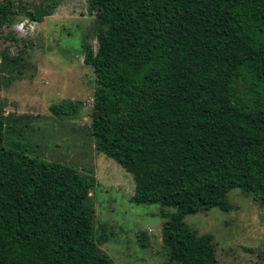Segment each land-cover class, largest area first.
<instances>
[{
	"label": "trees",
	"instance_id": "trees-1",
	"mask_svg": "<svg viewBox=\"0 0 264 264\" xmlns=\"http://www.w3.org/2000/svg\"><path fill=\"white\" fill-rule=\"evenodd\" d=\"M86 1L94 147L132 176L130 202L159 204L168 262L216 264L211 236L183 217L230 209L231 188L264 205V0ZM23 6L0 0V27ZM22 117L0 114V264H115L93 239V176L28 155L8 137Z\"/></svg>",
	"mask_w": 264,
	"mask_h": 264
},
{
	"label": "rangeland",
	"instance_id": "rangeland-1",
	"mask_svg": "<svg viewBox=\"0 0 264 264\" xmlns=\"http://www.w3.org/2000/svg\"><path fill=\"white\" fill-rule=\"evenodd\" d=\"M20 4L29 12L46 7L50 14L33 21L18 5L13 21L0 27V114L24 116L15 123L21 135L8 137L26 142L28 155L93 176V239L115 264H175L166 260L161 246L159 204L130 202L132 176L97 151L89 135L94 82L92 68L82 61L80 41L95 48L96 20L87 1ZM3 56L18 58L12 62ZM59 101L76 104L75 114H51L49 105ZM226 197L230 209L211 207L183 221L211 236L216 264H264V205L239 188L229 189Z\"/></svg>",
	"mask_w": 264,
	"mask_h": 264
}]
</instances>
